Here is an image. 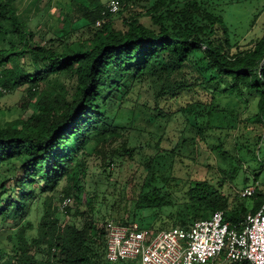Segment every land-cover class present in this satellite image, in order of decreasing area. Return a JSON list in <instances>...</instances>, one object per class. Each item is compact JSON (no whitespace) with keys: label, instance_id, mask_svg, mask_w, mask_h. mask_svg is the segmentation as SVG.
Masks as SVG:
<instances>
[{"label":"trees","instance_id":"trees-1","mask_svg":"<svg viewBox=\"0 0 264 264\" xmlns=\"http://www.w3.org/2000/svg\"><path fill=\"white\" fill-rule=\"evenodd\" d=\"M74 3L79 15L63 25L55 37L42 41L22 22L14 0H0V36L7 30L5 22H9L11 33L18 38V45L0 48V88L7 93L25 86L17 105L30 110L28 116L0 126V224L14 227L16 237V244L0 249L2 264H124L105 259V243L95 239L100 232L98 238L104 240V230L98 229L93 219H68V215L76 218L83 212L79 208L72 212V203L61 212L64 218L60 219L52 200L56 192L60 201L67 197L79 200L87 159L101 153L120 135L124 126L117 124L119 111L128 109L133 87L145 81L156 101L174 100L191 86H198L209 98L181 107L185 116L179 137L182 141L176 139L170 149H158L147 158L142 171L128 177L126 182L138 184L139 191L134 197V211H128L118 222H134L139 211L149 209H155L159 217V210L175 205L163 192L174 177L172 168L159 176L164 164L158 159L166 155L180 158L174 149H181L187 131L194 132L191 141L196 144L213 136L212 129L238 130L244 122L255 124L260 133L255 134L254 141H241V146L235 140L234 145L245 148L251 153V161L264 167V155L256 154V146L264 142V26L261 35L244 43L245 38H233L221 16L223 0H120L119 10L112 15L102 14L105 5L101 0ZM116 19L120 26L114 24ZM76 30H86L85 35L69 40L71 31ZM25 54L31 71L17 64L18 57ZM197 54L206 68L197 71L198 76L190 83L188 68H194ZM60 78L68 83L57 88ZM229 97L236 98L230 111L226 105ZM249 97L256 99L251 116L245 111ZM237 101L242 105L235 107ZM229 114L235 124L230 116L229 127L210 125L213 115L220 122ZM202 118L206 124L201 123ZM214 147L222 158L227 157L221 145ZM124 155L132 157L128 151ZM258 179L255 173L253 181ZM177 192H182L183 198L176 210L166 215L164 224H138L154 231L188 228L220 210L224 220L234 225L264 201V190L256 186L251 196L237 193L231 197L208 180H188ZM38 199H43L46 207L35 235L29 236L27 231L34 225L26 216ZM215 264L245 263L216 260Z\"/></svg>","mask_w":264,"mask_h":264},{"label":"rangeland","instance_id":"rangeland-1","mask_svg":"<svg viewBox=\"0 0 264 264\" xmlns=\"http://www.w3.org/2000/svg\"><path fill=\"white\" fill-rule=\"evenodd\" d=\"M78 1L14 0V4L18 9L22 22L34 32L36 39L45 41L55 37L63 25L72 23L79 15L77 6L74 3ZM108 1L101 0V3L106 5ZM210 1L219 2V0ZM220 7L222 9L221 16L224 18L229 28V34L233 38H240V40L245 38L242 40L244 43L255 35H261L264 26V0L239 2L223 0ZM114 24L116 27L120 26L121 21L116 19ZM5 25L7 30L0 36V48H8L11 44L18 45V38L11 33L9 22H5ZM85 31H71L69 40L83 37ZM193 63L194 68H188L191 74L190 83L193 82L194 77L198 76L197 71L206 68L200 54L193 57ZM17 64L28 71L33 69L26 54L18 57ZM67 83V79L60 78L56 87L58 88L60 85H66ZM24 87L19 86L11 92L0 94V126L3 127L16 118L28 116L30 110H23L17 105L24 95ZM133 89L131 99L127 104L128 109H121L117 118V124L124 126L122 130H119L120 135L104 147L101 153L94 154L87 159L88 171L82 181L84 191L80 193L78 201L71 199L70 202L73 206L72 212L75 208H79L83 212L81 215H76V218L73 215H68V219L74 218L82 222L83 217H87L93 219L96 227L100 229L106 220H120L127 215L128 211L131 214L134 211V197L139 191V185L126 182L128 177L133 172L142 171L147 158L154 156L158 149H170L176 139L179 142L182 141L179 137L185 124V116L180 110L181 107L186 106L187 102L190 101L200 99L206 101L209 98V95L198 86H191V88L180 91L174 100L160 98L157 101L148 82L145 81L142 85H136ZM235 99L234 97L227 99L228 111L233 109V100ZM255 102L256 99L250 98L245 109L248 116L253 115L255 112ZM239 105L241 106L242 102L237 101L235 107ZM157 106L165 111L160 112ZM186 115H190V119L192 118L189 111L186 112ZM230 116L232 115L229 114L220 122L216 115L208 120L210 125L216 126L220 123L229 127L232 123V118L229 119ZM232 117L233 124H235V118ZM201 123L206 124L207 122L202 118ZM244 125L238 130L230 129L218 132L217 129H212L210 131L215 132L213 136H208L206 140H197L196 144L191 141L194 132L191 130L185 132L186 140L181 149H174L175 152L181 154L180 158L171 157V155L157 158L164 164L163 167L159 168V176L165 175L166 171L172 168L174 177L163 192L167 194L166 196L172 198L175 205L173 207H163L159 210V217L156 216L157 211L155 209L141 210L138 213V219L135 221L140 224L142 222L144 224L152 222L154 225L164 224L166 215L175 211L177 203L183 198V193H179L177 190H182L188 180H208L222 188L231 197L237 193L240 196V191L246 184L264 190V167L259 168V164L251 161V153H248L245 148H239L240 145L242 146L241 141H252L255 134L260 133L259 130L257 131L259 126L247 122H244ZM235 140L240 141V145L237 147L234 145ZM156 145H159V148ZM214 145H221L222 149L226 150L227 157L225 159L219 155ZM125 151L131 153L132 157L124 155ZM256 154L263 157L264 142L260 141L258 143ZM112 157H115L116 160L111 161ZM255 173L259 177L257 182L253 181ZM43 201V199L36 200L26 216V219L34 225L33 229L27 231L29 236H34L36 233L35 228L41 219L43 209L46 207ZM52 202L53 206L58 208L56 216L63 219L64 215L59 210L61 201L58 192L55 193ZM98 233L95 239L97 242L100 241L104 244L103 238H98ZM14 244H16L15 228L11 227L10 224H0V249H8ZM1 256L2 253L0 252V258ZM129 262L123 263L129 264ZM0 264H2V259H0ZM134 264L138 263L134 262Z\"/></svg>","mask_w":264,"mask_h":264},{"label":"built area","instance_id":"built-area-1","mask_svg":"<svg viewBox=\"0 0 264 264\" xmlns=\"http://www.w3.org/2000/svg\"><path fill=\"white\" fill-rule=\"evenodd\" d=\"M119 8L120 0H109L102 14H115ZM254 191L255 186H247L240 196H251ZM70 202L69 197L63 199L60 212L64 213ZM102 228L105 259L110 263L215 264L221 260L264 264V201L254 213H247L234 225L217 210L188 228L175 226L154 231L142 228L136 221L123 224L112 219L106 220Z\"/></svg>","mask_w":264,"mask_h":264}]
</instances>
